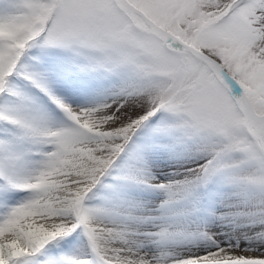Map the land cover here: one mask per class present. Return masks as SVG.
Returning <instances> with one entry per match:
<instances>
[{
    "label": "snow or ice",
    "instance_id": "6c2138e0",
    "mask_svg": "<svg viewBox=\"0 0 264 264\" xmlns=\"http://www.w3.org/2000/svg\"><path fill=\"white\" fill-rule=\"evenodd\" d=\"M0 264H264V0H0Z\"/></svg>",
    "mask_w": 264,
    "mask_h": 264
}]
</instances>
